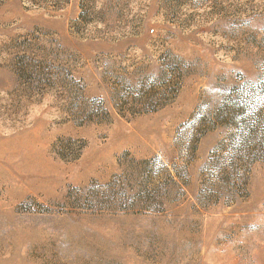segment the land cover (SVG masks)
Here are the masks:
<instances>
[{
	"label": "rangeland",
	"instance_id": "1",
	"mask_svg": "<svg viewBox=\"0 0 264 264\" xmlns=\"http://www.w3.org/2000/svg\"><path fill=\"white\" fill-rule=\"evenodd\" d=\"M0 264H264V0H0Z\"/></svg>",
	"mask_w": 264,
	"mask_h": 264
}]
</instances>
